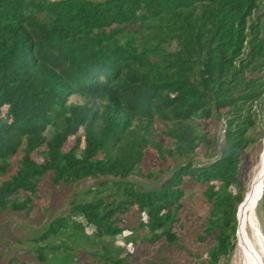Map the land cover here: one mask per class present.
I'll use <instances>...</instances> for the list:
<instances>
[{
  "label": "trees",
  "instance_id": "16d2710c",
  "mask_svg": "<svg viewBox=\"0 0 264 264\" xmlns=\"http://www.w3.org/2000/svg\"><path fill=\"white\" fill-rule=\"evenodd\" d=\"M263 3L0 0V216L92 180L21 264L231 260L264 110ZM16 241L1 236L0 261Z\"/></svg>",
  "mask_w": 264,
  "mask_h": 264
},
{
  "label": "rangeland",
  "instance_id": "374dc122",
  "mask_svg": "<svg viewBox=\"0 0 264 264\" xmlns=\"http://www.w3.org/2000/svg\"><path fill=\"white\" fill-rule=\"evenodd\" d=\"M264 11V3L260 8V12ZM75 101H80V98H75ZM223 121L212 120L210 124L206 126V129L210 130L211 135L221 142L223 134ZM252 137L255 142L245 151L244 161L241 166V179L243 187L248 190L252 178L256 172V168L259 164V157L264 147V110L260 113L259 126L252 131ZM214 156L210 158L213 159ZM196 162L204 163L209 160L203 154H199L195 157ZM132 180H136L144 188L158 187L157 182L150 178H143L139 176H132ZM92 180H85L79 182L75 188H70L65 185L49 186L47 185L41 192L40 198L37 199V205L29 213L7 212L0 216V238L1 236L19 238L22 242H13L12 245H8L6 248L5 258L0 261V264H21V261H28L29 256L24 252V249L28 248V240L33 236L39 234L42 228L47 225L53 218L58 215L67 213L70 201L73 194L77 191L85 190ZM264 185V180H263ZM264 189V186H263ZM262 200V197H261ZM258 216L260 219L262 231L264 233V209L261 205V201L258 205ZM136 221L130 219L127 221L128 226H135ZM107 240L109 238L107 237ZM116 240V239H114ZM117 243V242H116ZM15 257L19 259H15ZM20 260V262L18 261ZM30 262H33L30 260ZM221 264H231L230 258L223 260Z\"/></svg>",
  "mask_w": 264,
  "mask_h": 264
},
{
  "label": "bare ground",
  "instance_id": "6f19581e",
  "mask_svg": "<svg viewBox=\"0 0 264 264\" xmlns=\"http://www.w3.org/2000/svg\"><path fill=\"white\" fill-rule=\"evenodd\" d=\"M264 180V147L244 199L237 210L236 246L231 264H264V233L258 216Z\"/></svg>",
  "mask_w": 264,
  "mask_h": 264
},
{
  "label": "built area",
  "instance_id": "2783aa9c",
  "mask_svg": "<svg viewBox=\"0 0 264 264\" xmlns=\"http://www.w3.org/2000/svg\"><path fill=\"white\" fill-rule=\"evenodd\" d=\"M128 234H129V232L124 231L123 234H122V236H121V238H118V242L121 243V244H123V245H126V246H128L130 248L131 245H132V242L125 240V238L127 237Z\"/></svg>",
  "mask_w": 264,
  "mask_h": 264
},
{
  "label": "water",
  "instance_id": "95a60500",
  "mask_svg": "<svg viewBox=\"0 0 264 264\" xmlns=\"http://www.w3.org/2000/svg\"><path fill=\"white\" fill-rule=\"evenodd\" d=\"M262 186H264V185H262ZM241 204V203H240ZM239 208V207H238Z\"/></svg>",
  "mask_w": 264,
  "mask_h": 264
}]
</instances>
